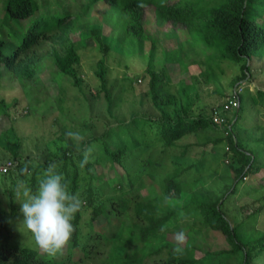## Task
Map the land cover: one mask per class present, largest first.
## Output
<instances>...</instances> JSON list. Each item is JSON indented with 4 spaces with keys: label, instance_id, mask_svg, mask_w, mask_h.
I'll use <instances>...</instances> for the list:
<instances>
[{
    "label": "rangeland",
    "instance_id": "rangeland-1",
    "mask_svg": "<svg viewBox=\"0 0 264 264\" xmlns=\"http://www.w3.org/2000/svg\"><path fill=\"white\" fill-rule=\"evenodd\" d=\"M87 1L76 0V3L82 5ZM108 7L109 4L100 1L71 33L82 57L79 66L83 77L81 88L73 84L69 75L60 72L49 56L48 44L43 47L42 61L34 78L19 79L10 69L0 64V106L4 100L9 112L3 113V108L0 107V166L13 157L10 147H13L17 138L21 139L18 166L11 169L10 173L0 172V218L5 221L4 227H0V241L37 249L51 264H159L166 259L167 250L155 254L149 251L161 246L167 247L173 253L175 248L180 247L183 252L178 255L200 259L197 264H225L230 253L224 251L231 247L225 244L224 236L220 232L202 227L199 217H186L192 210V201H213L221 198L234 183V151L229 148L224 128L212 125L187 135L175 147L170 148L164 147L162 139L153 140L158 129L156 123L152 124L156 127L152 133L145 131V128L149 131L153 129L148 125L152 123L147 120L149 118L155 120L164 115L174 118L177 109L183 105L186 92L191 98L198 95L192 110V114L196 116L224 102L228 94L241 84L244 85L240 88H243L245 108L241 112L238 125L245 122L250 127L247 131L244 129L243 137L254 143L256 138L264 135V128L256 126L257 105L253 99L258 89H264V49L260 53L263 55L261 59H257L255 54L252 57L256 70L260 71L249 79L236 82L241 76L239 64L213 53V48L185 42L187 36L181 31L177 32L178 35L172 33L174 28L171 23L160 27L155 8L149 7L146 29L149 36L157 39L160 46L156 50L153 64L160 72L163 82L157 103L159 107L153 104L149 94L150 78L145 71L150 61L149 43L139 44L134 40L129 41L127 46L120 44L118 35L111 33L112 25L103 13ZM2 14L0 4V16ZM102 25L108 36L107 42L111 45L106 63L107 85L114 103L111 113L108 112L105 93L99 92L101 81L96 74L97 62L103 53L90 33L93 27ZM13 48L15 45L9 42L5 52L8 53ZM170 94L176 96V102L169 101ZM136 116V125L139 127L135 128L133 120ZM129 121L133 122L128 128L123 126ZM129 129L134 130V133ZM108 130L110 132L106 138H110L104 140L103 135ZM134 134L137 138L139 135L141 139L146 138L150 146H142L129 152L123 165L105 158L104 141H112L110 146L115 147L113 142L120 136L126 137L125 141L132 145L135 141ZM93 139L96 140L91 144L87 142ZM68 147L77 154L83 152L86 157L96 162L94 173L97 177L93 183L102 186L105 191L115 186L119 188L121 180L126 183L132 180L137 184L141 183L144 194L157 196L163 192L168 175L180 174L184 184L180 196L164 200L165 211H176L175 216L167 223V231L156 235L150 241L136 240L128 249L119 245L120 254L128 250H142L135 253L136 255H130L131 258L115 259L117 257L112 252V243H107L111 242L118 222L123 225L133 223V212L130 209L119 210L117 218L110 219V216L107 221L108 218L101 215L92 221L91 208L84 203L82 239L86 240L96 230L106 233L107 236L95 237L87 252L82 247L70 252L68 246L62 254L49 257L38 249L32 234L21 223L23 217L18 201L24 199L23 193L26 189L31 188L35 192L38 177L42 176L43 169L53 161L57 162V171L65 178L66 168L63 166L62 156L70 151ZM258 148L264 149V145ZM70 173L72 174L71 171ZM261 174L264 175V170ZM85 176L82 172L80 184L83 188L89 180ZM246 181L243 180L239 192L230 197L225 208L232 219L244 223L241 231L244 240L261 239L264 236V189L256 193L247 191L244 185ZM249 213H252L250 217H246ZM121 229H116V242L119 241ZM181 233L184 236L183 241L178 240ZM144 247L149 251H145ZM217 251L220 252L223 262L208 254ZM142 253L149 254L144 256ZM242 254L240 252L232 264H242ZM254 264H264V252Z\"/></svg>",
    "mask_w": 264,
    "mask_h": 264
},
{
    "label": "trees",
    "instance_id": "trees-1",
    "mask_svg": "<svg viewBox=\"0 0 264 264\" xmlns=\"http://www.w3.org/2000/svg\"><path fill=\"white\" fill-rule=\"evenodd\" d=\"M100 1L109 4V9H105L106 12H109L104 11L103 13L106 15V20L112 25L111 33L114 32L118 35L117 40L120 44L127 46L129 41L134 40L139 44L141 42L149 43L150 61L145 71L150 78L149 94L156 106H159L157 103L163 82L160 72L153 65L156 50L160 46L157 39H152L146 29V14L149 7L155 8L160 27L171 23L174 28L171 30L172 33L175 32L178 35L177 32L181 31L185 37L187 36L185 42L213 48V53L239 64L241 76L237 78L236 82L249 79L258 71L252 57L254 54L257 59L263 56L260 53L264 49V0H88L82 5H78L76 0H0L3 10V14L0 16V64L10 69L19 79L34 78L42 61L43 47L48 44L49 56L60 72L69 75L73 79V84L81 88L83 77L80 74L79 66L82 57L71 33ZM103 26L93 27L90 33L103 53L97 62L96 74L101 81L99 92L105 93L108 112L111 113L114 103L107 85L108 67L106 64L111 45L107 42L108 36L104 33ZM9 42L13 43L15 48L9 49V52L6 53L5 50ZM232 94L233 92L228 94L227 99ZM197 97L198 95L191 98L190 94L186 92L183 105L177 109L174 118L167 115L162 118H155V120L149 118L147 120L152 121V123L148 125L153 129L149 131L145 128V131L152 133L157 126L158 129L153 140L162 139L164 147L170 148L175 147L179 140L189 134L197 133L212 125L220 127L213 121L212 111L223 102L213 106L208 112L195 116L192 114V110ZM168 99L171 103L177 100L174 94H170ZM253 99L257 105L256 126L264 128V118L262 117L264 115V89H258L253 95ZM0 107L3 108V113L9 114L4 100L1 101ZM243 108L245 107L243 106V94H241L239 108L227 115L228 123L223 127L226 138L229 140V148L234 151L232 165L234 183L226 195L221 198L213 201H192V210L189 215H186L188 218L199 217L202 227L220 232L224 236L225 244L231 247L224 251L230 253L225 264L230 262L232 264L240 252L243 253L242 264H254L258 256L264 252V236L261 239L244 240L241 236L244 223L232 219L225 208L230 197L239 192L243 180H247L244 182L247 191L256 193L258 190L264 189V175L261 174L264 170V149L258 148V146L264 145V135L256 138L254 143L245 140L243 137L244 129L247 131L250 127H247L245 122L238 125ZM137 118L138 116L133 120L135 128L139 127L138 124L136 125ZM133 121H129L127 125L123 126L128 128V125H131ZM153 123L156 125H152ZM251 127L255 128L254 126ZM130 129L129 131H134ZM109 132L110 130L104 133V140L110 138H106ZM133 137L135 141L132 145L125 141L127 140L126 137L120 136L113 142L115 147L110 146L112 141H104L105 158L113 163L123 165L129 152L138 150L142 146H150L146 138L141 139L140 135L137 138L135 134ZM95 140H88L87 142L91 144ZM20 146L21 139L17 138L13 147H10L12 159L17 163L20 157ZM68 149L70 151L62 156L63 166L66 168L64 180L68 184L69 190L72 193H79L80 198L91 208L92 221L101 215L106 216L107 221H109L117 218V213L122 210L130 209L133 212L132 224L123 225L118 222L119 225L115 226L119 231L122 227L119 241H115L117 232L115 229L111 236V242L107 243H112V252L114 257H117L115 259L131 258L130 255H136L135 253L142 250L136 249L130 252L128 250L126 253L120 254L118 252L119 245L128 249L136 240L150 241L156 235L167 231V223L175 216L176 211H165L164 200L180 196L182 189H184L180 174L168 175L165 178L163 192L157 196L144 194L141 183L137 184L132 180H128L127 183L121 180L119 188L115 186L105 191L102 186L93 183L97 177L94 173L96 162L86 157L83 152L77 154L71 150V147ZM22 172H24V168ZM82 172L86 174L85 177L89 178L88 184L84 188L80 184ZM252 213L247 214L246 217H250ZM110 216L112 218L109 219ZM82 218L83 210L78 212L72 221L75 232L69 246L70 252L78 247L84 248L87 252L88 246H91L95 237L107 236L106 233L103 234L96 230L86 240H83L81 236ZM4 225L5 221L0 218V227H4ZM146 248L143 249L146 251L148 250ZM164 250L168 252L167 257L161 260L159 264H197L200 262V259L194 257H180L165 246L154 251H148L155 254ZM149 253H142V255L146 256ZM208 254L214 255L217 260H223L218 251L215 253L208 252ZM0 264L51 263L37 249L0 241Z\"/></svg>",
    "mask_w": 264,
    "mask_h": 264
},
{
    "label": "clouds",
    "instance_id": "clouds-1",
    "mask_svg": "<svg viewBox=\"0 0 264 264\" xmlns=\"http://www.w3.org/2000/svg\"><path fill=\"white\" fill-rule=\"evenodd\" d=\"M59 165L53 161L43 169L38 177L35 192L31 188L23 193L24 199L18 201L22 214L23 227L32 234L35 245L49 257H56L71 245L75 226V215L83 210L84 201L79 193H72L63 174L57 171ZM183 233L178 240L183 241ZM182 254L183 249H174Z\"/></svg>",
    "mask_w": 264,
    "mask_h": 264
},
{
    "label": "built area",
    "instance_id": "built-area-1",
    "mask_svg": "<svg viewBox=\"0 0 264 264\" xmlns=\"http://www.w3.org/2000/svg\"><path fill=\"white\" fill-rule=\"evenodd\" d=\"M140 82H142L141 79H139ZM244 85H240L238 88H236L233 91V94L226 99L222 104L215 107L212 111V118L213 121L219 125L220 127H225V125L228 123V117L227 115L232 112L233 110L239 108L240 106V95L242 94V90ZM18 165L16 161H13V159L7 160L4 164L0 166V172L2 173H8L11 171V169L15 168Z\"/></svg>",
    "mask_w": 264,
    "mask_h": 264
}]
</instances>
